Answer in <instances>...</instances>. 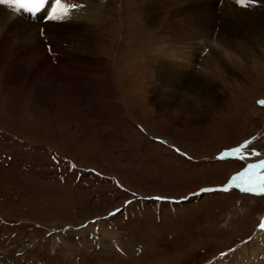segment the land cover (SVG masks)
Returning <instances> with one entry per match:
<instances>
[{
    "label": "rangeland",
    "instance_id": "rangeland-1",
    "mask_svg": "<svg viewBox=\"0 0 264 264\" xmlns=\"http://www.w3.org/2000/svg\"><path fill=\"white\" fill-rule=\"evenodd\" d=\"M72 1L0 43V264H264V194L201 192L264 159L262 3Z\"/></svg>",
    "mask_w": 264,
    "mask_h": 264
},
{
    "label": "bare ground",
    "instance_id": "bare-ground-1",
    "mask_svg": "<svg viewBox=\"0 0 264 264\" xmlns=\"http://www.w3.org/2000/svg\"><path fill=\"white\" fill-rule=\"evenodd\" d=\"M157 1H160V2H163V1H176V0H145V1H139L140 2V5L143 3H149L150 4V10L153 9L154 7V3L157 2ZM261 3H262V6L261 5H257V4H254L255 6H253L254 8L252 9V18H256V15H259L260 14V19H263L264 17V0H259ZM65 2L71 6V5H74V1L72 0H65ZM231 2H234V0H231ZM75 3L77 4H83L85 7L84 11H85V14H87L89 11H91V6H94L95 7V11L98 9H100V7L98 6V3L96 0H76ZM227 3V4H226ZM226 3H223V10L225 11V14L229 13L231 14V12H233V9L231 8V4L229 2L226 1ZM258 3V2H257ZM238 5H241V4H238ZM250 6V5H249ZM252 6V5H251ZM261 6V8H259ZM98 7V8H96ZM233 8H237V7H233ZM255 11V9H257ZM244 10V9H243ZM250 10V9H249ZM248 10V11H249ZM237 11V9H236ZM74 9H72L70 12H69V15L66 18H70V23H65V24H71V23H74V21L76 20L74 17ZM236 15V13H235ZM250 15V14H249ZM263 15V17H262ZM240 16V15H239ZM248 16V15H247ZM250 16V17H251ZM238 17V16H237ZM237 21L239 19V21L242 22V20H246V17L245 16H242L240 18H237ZM253 18V20H254ZM227 19V18H226ZM230 20L234 21L235 19L233 18H230ZM49 22V19L43 21L42 23H45V22ZM55 21L57 20H54L53 22L49 23V24H46L44 26V28H41V31L40 32L41 34H43V31L44 32H47V31H52V27L53 25H55L54 23H56ZM61 21V20H60ZM69 21V20H68ZM58 22V21H57ZM77 22V21H76ZM248 22V21H247ZM253 22V21H252ZM261 22V21H260ZM40 22H34V21H28V20H24L22 19L21 17H18L16 16L14 13L12 12H9V10L4 7L3 5H0V43H8L10 42L13 38H15L12 42V44L10 45V47L8 48V50L12 49L13 47H15V49H22L23 46L25 47L26 44L28 43L29 41V38L31 37V35L35 34L38 32V29L43 26V25H39ZM80 23H83L80 21ZM259 24V22H257ZM41 24V23H40ZM63 23H60V25H62ZM249 24V23H248ZM264 25V24H262ZM58 26V25H57ZM252 27H250V32L253 31V29H255V24L252 23L251 25ZM11 31V34L9 36H7V32L8 31ZM249 32V31H248ZM252 34V33H251ZM254 36V35H253ZM256 39V38H255ZM262 41V40H261ZM259 42V41H258ZM263 42V41H262ZM46 43H50V40L47 38L46 41H45V50L48 54H51V52L53 51V48H54V44L50 43V47L49 49L46 48ZM232 43V42H231ZM260 43V42H259ZM264 43V42H263ZM255 44V43H254ZM232 45H234V43H232ZM21 47V48H20ZM257 48V47H256ZM255 48V49H256ZM259 48V47H258ZM7 50V51H8ZM18 50V51H19ZM264 50V49H262ZM6 51V52H7ZM17 51V50H16ZM7 54V53H6ZM264 54V53H263ZM18 58H17V61L19 60H22V58L24 57L25 58V52L23 53V51H19L18 52ZM43 55V54H41ZM9 56V54L7 55V57ZM28 56V55H27ZM32 58L31 59H34V60H37L38 59V55H35V54H31ZM166 57V56H165ZM29 58V57H28ZM219 57L216 56V59L217 61H219ZM30 60V59H29ZM213 60V61H215ZM43 69V68H42ZM49 70V69H48ZM40 71L42 70H38V72L40 73ZM44 71V70H43ZM48 81V80H47ZM109 81V80H108ZM51 92H53V94H56L55 91H54V85L53 83L51 84ZM196 103V102H195ZM196 107L198 106V104L195 105ZM263 223L264 221H262V224L260 226V229L259 231L261 230L262 226H263ZM255 251V250H254Z\"/></svg>",
    "mask_w": 264,
    "mask_h": 264
},
{
    "label": "snow or ice",
    "instance_id": "snow-or-ice-1",
    "mask_svg": "<svg viewBox=\"0 0 264 264\" xmlns=\"http://www.w3.org/2000/svg\"><path fill=\"white\" fill-rule=\"evenodd\" d=\"M238 4L247 6L248 0H237ZM0 4H13L16 6V9L19 11L21 9L25 10H39L42 9L45 5H48L50 8V15L48 16L49 20H62L69 15V12L76 7V5L69 6L65 0H0ZM261 103H264L262 101ZM248 141H245L244 144L239 145L230 150L228 153L223 155H237L241 153L244 147L248 145ZM258 155V153H254ZM243 159L244 157H240ZM255 170H259V173ZM247 181V186L241 187V184ZM229 187H240L241 191L244 192H257L258 194H264V159H262L259 164H249L242 172L237 173L235 176L231 177V180L227 185L221 189L208 188L201 189V192H210V191H227ZM156 199H161L157 197ZM119 211V209H117ZM114 215V213H110ZM83 227V226H82Z\"/></svg>",
    "mask_w": 264,
    "mask_h": 264
}]
</instances>
